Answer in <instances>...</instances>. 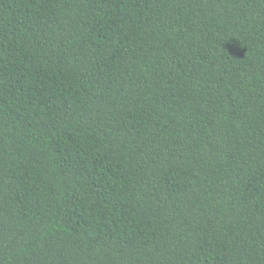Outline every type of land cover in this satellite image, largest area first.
<instances>
[{
	"label": "trees",
	"instance_id": "1",
	"mask_svg": "<svg viewBox=\"0 0 264 264\" xmlns=\"http://www.w3.org/2000/svg\"><path fill=\"white\" fill-rule=\"evenodd\" d=\"M0 264H264V0H0Z\"/></svg>",
	"mask_w": 264,
	"mask_h": 264
}]
</instances>
